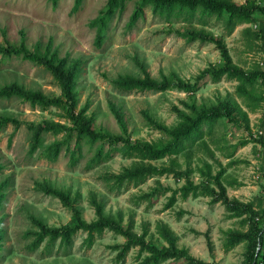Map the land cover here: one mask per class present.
I'll use <instances>...</instances> for the list:
<instances>
[{
    "label": "rangeland",
    "instance_id": "374dc122",
    "mask_svg": "<svg viewBox=\"0 0 264 264\" xmlns=\"http://www.w3.org/2000/svg\"><path fill=\"white\" fill-rule=\"evenodd\" d=\"M0 0V44L23 46L42 56L56 55L68 67L78 66L74 92L76 113L97 134L124 136L158 147L173 140L172 133L189 125L200 113H218L213 126L204 128L196 146L177 156L145 162L186 173L154 177L139 186L119 185L125 169L143 161L114 159L91 167L96 154L109 146L91 143L68 118L66 106L42 109L19 97L0 99V118L16 119L21 127L0 129V264H137L139 247L119 261L117 246L122 236L107 230L92 248L83 244L80 231L69 253L48 242L33 251L40 225L50 228L74 226L72 207L87 223L103 216L159 248H168L160 234L165 226L177 237V248L204 264H250L254 227L264 228V12L258 22L239 25L229 34L226 16L201 15L194 23L167 22L146 9V17L133 28L129 22L141 0L121 1L102 45L92 24L108 9L110 0ZM253 4L264 10V0H230ZM182 21V20H181ZM181 33L209 34L228 48L236 76L213 83L207 78L196 92L179 91L178 81L194 84L207 69L225 67L220 49L213 43L190 41ZM158 82L172 84L164 92L123 93L114 81L120 76L144 77V69ZM17 87L47 97H62L61 88L43 66L21 58L1 59L0 89ZM59 124L76 129L45 134L31 155L34 133L30 125ZM80 137V162L72 167L71 154ZM245 143L242 145L241 143ZM60 144L56 162L40 155ZM70 150H67V149ZM190 180L215 191L213 197L183 199L180 189ZM50 191L64 193L67 204ZM175 193L176 202L169 204ZM224 195L225 199H221ZM219 199V200H218ZM241 240L226 250V244ZM259 251V249L257 250ZM149 254H143L141 261ZM163 264H188L186 258Z\"/></svg>",
    "mask_w": 264,
    "mask_h": 264
},
{
    "label": "trees",
    "instance_id": "16d2710c",
    "mask_svg": "<svg viewBox=\"0 0 264 264\" xmlns=\"http://www.w3.org/2000/svg\"><path fill=\"white\" fill-rule=\"evenodd\" d=\"M123 0H110L107 11L97 20L92 26L97 28V44L102 45L108 38V34L113 22V18L116 16L118 7ZM57 2V0H53ZM77 7L82 3V0H77ZM152 9V12L156 16H160L167 22H187L194 23L197 14L201 15L208 13L210 16L216 14L218 17L226 16V29L229 34H232L236 28L244 23L258 22V14L263 13L260 7L253 4H237L230 0H141L137 6L134 14L129 22V27L133 28L137 23L146 17V9ZM182 20V21H181ZM183 38H190V41H200L202 43H213L221 51L223 59L225 61V67L221 69L209 68L202 75L197 77L194 84L184 81H178L173 86L179 91L191 93L201 89L207 78L213 83L220 82L225 76L232 77L238 73L235 70L232 59L229 54L228 48L225 43L214 36L209 34H192L181 33ZM0 57L1 59L21 58L26 61L36 63L39 66H43L48 72L52 74L56 82L61 88L62 97H47L42 93H31L19 89L17 87H10L0 89V99H11L13 97H19L24 102L29 103L32 107H41L42 109H49L51 107L66 106V112L68 118L73 122V125L77 127L80 134L84 133L91 141V143L102 142L107 144L109 149L104 151L101 149L96 156L92 159L90 166L96 167L103 163H106L115 158L117 154L122 153L126 158L139 159L142 163L125 169L124 172L117 178L119 185L126 184L127 186H139L144 184L151 178L162 177L168 174H173L177 178H183L186 173L175 171L169 167H157L151 163L145 162L158 161L168 157L177 156L184 152H188L193 149L196 144L203 138L204 128L207 126L212 128L218 113H200L189 125L183 127L172 133L173 140L167 145L158 147L154 144L143 143L140 141H133L129 137L124 136H111L100 135L95 133L85 121L80 120L79 115L76 113V106L78 104L77 95L74 92V82L76 80L79 67H68L66 61H59L54 54L51 57L42 56L38 53L31 52L23 46H12L9 44H0ZM144 69V67H143ZM114 85L117 90L123 93L132 92H164L172 87V84L168 81L158 82L153 79L150 74L144 69V77L136 78L132 76H120L114 81ZM13 125L15 132L21 127V123L16 119L7 117L0 118V129H5L7 126ZM29 129L34 133V146L30 152L34 155L40 148L42 138L45 134L59 135L61 133H67L70 140L75 138L74 132L76 129L66 128L59 124H39L30 125ZM80 137L77 138L76 148L74 149L70 164L75 167L82 158V151L78 145ZM254 143L260 144L264 147V140L253 139ZM245 145L246 142L241 143ZM67 150H70L69 148ZM62 145H53L41 153V157L50 162H56L61 154ZM4 167L0 165V174L3 172ZM52 195L60 198L64 202L70 205L67 196L59 191H50ZM183 199H187L190 196L193 197H213L215 191L213 189L196 185L192 181L188 180L186 185L180 189ZM221 199H225L224 195H221ZM219 200V199H218ZM176 202V195L169 198V204L173 205ZM72 206V205H70ZM74 212V218L76 224L74 226H63L50 228L40 225V231L36 235V239L32 242L31 249L37 251L40 249L44 242H48V253H51V248L59 243V247L64 250L65 253L73 248L75 243V237L78 232L82 231L87 234L83 244L86 248H92L96 241L100 239L107 230L114 231L117 235L124 238L125 242L122 245H118V260L125 261L126 257L133 248L139 247V262L137 264H163L164 262L172 259L186 258L188 264H204L203 262H197L193 257L186 256L184 251L177 248V237L167 227L160 228V234L163 239L168 243V248H159L155 245H151L145 241V235H137L133 231L132 226L125 227L121 223L115 221L113 218L104 217L103 209L98 206V213L100 215L99 220L87 223L82 219L81 211L75 207H72ZM254 237L252 244L254 245L252 254L250 255V264H264V228L254 227ZM1 238V237H0ZM241 240V237L234 239L230 243L226 244V250L231 249L236 242ZM0 249L2 247L0 246ZM51 249V250H50ZM259 249V251H257ZM149 254L143 261L140 258L143 254Z\"/></svg>",
    "mask_w": 264,
    "mask_h": 264
}]
</instances>
